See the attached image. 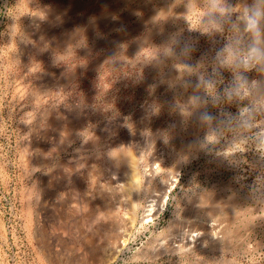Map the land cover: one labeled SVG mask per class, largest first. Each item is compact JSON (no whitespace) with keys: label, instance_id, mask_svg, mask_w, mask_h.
<instances>
[{"label":"rangeland","instance_id":"374dc122","mask_svg":"<svg viewBox=\"0 0 264 264\" xmlns=\"http://www.w3.org/2000/svg\"><path fill=\"white\" fill-rule=\"evenodd\" d=\"M249 3L0 0V264H264Z\"/></svg>","mask_w":264,"mask_h":264},{"label":"clouds","instance_id":"9594fccd","mask_svg":"<svg viewBox=\"0 0 264 264\" xmlns=\"http://www.w3.org/2000/svg\"><path fill=\"white\" fill-rule=\"evenodd\" d=\"M212 12L206 14V19L214 23H219V18L215 12H224L225 9L220 6V0H211ZM230 8V5H228ZM246 24L248 32L251 34L250 42L245 51V59L236 61L237 66L245 67L264 66V0H251L246 7ZM235 56V52H233ZM245 84L248 83L247 78L241 77ZM194 102H198L199 98L194 97ZM202 119H211L206 113L201 115Z\"/></svg>","mask_w":264,"mask_h":264},{"label":"bare ground","instance_id":"6f19581e","mask_svg":"<svg viewBox=\"0 0 264 264\" xmlns=\"http://www.w3.org/2000/svg\"><path fill=\"white\" fill-rule=\"evenodd\" d=\"M262 133H264V131H262ZM261 150H262V152H263V154H264V141L261 143ZM152 210H153V208H152V205L151 206H147V210H145V212H148L149 214L152 212ZM148 215V214H147ZM147 215H145V217L147 216ZM189 242H193V239H191V240H189L188 241V243ZM122 243V242H121ZM187 243V244H188ZM118 246H121L120 245V242L119 241H117V243H116ZM118 246H114V248L116 249V247H118ZM115 252H116V250H115Z\"/></svg>","mask_w":264,"mask_h":264}]
</instances>
